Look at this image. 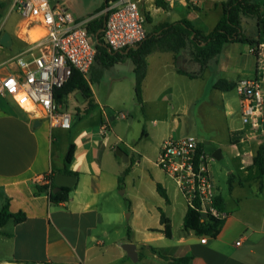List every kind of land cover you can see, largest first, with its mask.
I'll return each mask as SVG.
<instances>
[{"label": "crops", "instance_id": "crops-1", "mask_svg": "<svg viewBox=\"0 0 264 264\" xmlns=\"http://www.w3.org/2000/svg\"><path fill=\"white\" fill-rule=\"evenodd\" d=\"M14 1L10 11H15L19 20L0 15V40L4 33L10 36L7 46L0 44L2 74L17 71L11 61L29 48L33 34H25ZM189 1L190 4L181 0L161 7L162 23L185 18L209 33L222 17L221 3L225 0ZM155 23L156 20L150 23L151 27ZM244 26L249 35L256 34L255 19H247ZM250 49L246 43L225 44L218 63L196 78L179 72L199 68L188 50H182L177 57L163 50L148 55L143 104L137 103L144 120L157 132L146 131V138L155 145V159L131 147L127 162L116 154L117 143H122L117 126L119 119L126 116L121 118L123 113L113 105L122 91L132 88L135 92V67L130 59L103 70L102 79L107 75L109 80L106 99L96 94L90 84L94 109L87 110V101L78 92L59 104L72 116L70 129L52 127L0 94V210L9 200L10 212H23L27 217L19 224L10 220L1 228L0 264H170L151 248L170 259L191 256L190 264H264V174L252 165L264 138L250 142L244 139L246 128L237 89L240 81L254 78L262 65L261 58ZM220 79L235 83V88L215 89L214 83ZM71 99L78 103L74 110H70ZM197 118L207 129L209 142L223 146L226 143H221L219 137L224 134L235 148L242 144L234 155L236 169L228 172V188H221L213 179L216 198L228 214L216 237L200 236L184 228L187 204L173 179L157 165L161 144L195 131ZM104 123L108 132L102 130ZM188 136L196 137L205 148V139L195 134ZM70 145L75 146V152L66 164ZM127 168L130 171L122 190L119 176ZM63 169L75 172L76 182L67 203L52 205L46 194H35L33 184ZM157 184L165 190L168 201L158 192ZM162 212L171 225L170 238L164 233ZM125 243L140 245L137 262L122 248Z\"/></svg>", "mask_w": 264, "mask_h": 264}, {"label": "built area", "instance_id": "built-area-1", "mask_svg": "<svg viewBox=\"0 0 264 264\" xmlns=\"http://www.w3.org/2000/svg\"><path fill=\"white\" fill-rule=\"evenodd\" d=\"M14 9L22 18L25 34L29 36L30 31L33 34L29 48L11 61L17 71L0 73V94L50 126L70 129L72 116L62 111L54 93L64 86L74 69L85 78L90 75L97 55L95 40L87 30L93 18L77 20L66 4H51L49 0H15ZM103 13L107 19L101 31L110 50L135 47L146 38L142 0H109ZM263 48L264 41L251 47V53L261 58L262 65L254 78L240 81L237 87L242 122L250 127L251 139L264 134ZM119 116L125 118L124 114ZM102 130H109L105 123ZM213 161L215 157L196 137L185 136L168 138L161 144L157 165L173 179L188 208L205 218L224 221L228 214L215 204ZM44 181L45 177L39 183Z\"/></svg>", "mask_w": 264, "mask_h": 264}, {"label": "trees", "instance_id": "trees-1", "mask_svg": "<svg viewBox=\"0 0 264 264\" xmlns=\"http://www.w3.org/2000/svg\"><path fill=\"white\" fill-rule=\"evenodd\" d=\"M109 0H105L101 11L105 9ZM159 6L166 8L168 3L164 0H157ZM222 17L215 27L209 32L202 30L188 19H181L176 22H165L155 27L152 32L147 33L146 38L128 49L119 51L110 50L103 40L102 29L107 19V14L102 13L91 19L87 24L89 35L95 40L97 55L95 63L91 68L90 81L85 78L77 69H74L69 80L59 89L55 90L54 100L57 104H62L64 100L73 92H78L83 99L87 101V110L94 109L95 105L91 101L93 97L90 84L99 82L103 76L105 68L112 67L118 62L130 59L134 64L135 72V94L137 102L142 105V83L147 71V57L155 50L170 51L177 57L182 50H188L191 60L197 63L199 68L195 72L179 70L180 73L188 75L190 78L200 76L206 69L218 63L220 54L227 43H246L250 47L257 46L264 41V1L263 0H225L221 3ZM255 19L256 34L249 35L245 29L244 23L247 19ZM236 86L235 83L220 79L214 83V88L222 91H230ZM75 152V146L70 145L65 156V163L72 160ZM253 166L258 167L261 174H264V143L259 147L253 157ZM130 171L127 168L119 177L120 186L124 184V178ZM58 171H52L45 175V181L33 184L36 195L46 194L52 205L67 203L71 188L64 187L60 191L53 193L55 188L54 179ZM59 172L76 175L75 172L67 169ZM157 190L162 197L168 201V196L160 184H157ZM216 205L219 210L223 207L216 198ZM27 219L23 212L12 213L9 210V200L0 210V234L1 228L10 220L15 224L24 222ZM161 222L164 225L166 237L172 236L170 222L161 213ZM223 221L213 220L203 217L197 210L188 208L184 217V228L194 231L200 236L216 237L222 226ZM151 251L160 258L168 260L170 264H190L192 257L183 256L170 259L162 255L157 249L151 248Z\"/></svg>", "mask_w": 264, "mask_h": 264}, {"label": "rangeland", "instance_id": "rangeland-1", "mask_svg": "<svg viewBox=\"0 0 264 264\" xmlns=\"http://www.w3.org/2000/svg\"><path fill=\"white\" fill-rule=\"evenodd\" d=\"M14 0H0V15H2V18L4 19L7 15H11V17L16 16V20H19V16L16 14L15 11H10L12 2ZM51 4H57V3H64L69 8V11L73 14V16L77 20H85L94 18L100 14L103 13L101 11V8L105 2V0H49ZM165 1V0H164ZM181 0H170L168 4L176 5ZM211 2V0H208ZM166 2V1H165ZM189 0H185V3L190 4ZM194 6V5H193ZM168 7V6H167ZM166 7V8H167ZM196 6H194L195 8ZM142 10L144 11L145 17H146V32H150L151 29L154 28V26H159L160 23L163 22L162 19V12L159 10L161 6L158 5L157 0H142ZM164 9V7H163ZM156 20V25L152 26L150 23L154 22ZM90 75L88 76V80L90 81ZM93 91L98 94L101 98L106 99L108 97V90H109V80L106 77H103V79L100 82H93L92 83ZM77 96V95H76ZM76 98V97H75ZM78 101L82 102V98L78 97ZM105 101V100H104ZM77 102L75 99L70 100V110H74V106H77ZM113 108L116 111H121L126 116V119H119V124L117 126V132L118 135L122 139V143H117V148H120L124 153L131 155L132 150L131 148L136 149L139 152H144L153 159L156 158V152H155V145L151 138H146L147 136V130L152 133L157 134V132L154 131L155 128H153V125L146 122L142 116V110L140 106L138 105L136 101V96L134 90L131 88L130 90L122 91L114 100ZM120 113V112H119ZM215 116V114H214ZM217 116V115H216ZM215 116V117H216ZM130 117H134V120L131 122L129 121ZM198 121V127L195 128V131L188 132V135H198L203 140V144L205 145V149L208 153L213 154V152L217 149H222L223 152V158L220 160L215 159L211 163V173L214 181L217 183L218 186L221 188H228L229 182H228V172L232 169H236L237 159H236V153L240 152V148H235V145H232L228 143L227 138L224 134H222L219 137V140L223 146H219L218 144L209 142L208 138H210L208 135L207 129L205 130L204 124L201 122L199 118H197ZM156 128H158L156 126ZM245 133L244 136L246 141L250 142V140H255L256 138H250L249 137V126H244ZM143 131L145 134L143 135ZM160 132V131H159ZM187 135V136H188ZM264 138L263 135H259L257 138ZM177 138V137H174ZM244 143V142H242ZM221 151V150H220ZM143 167V166H142ZM123 173V172H122ZM122 174H120L121 176ZM119 176V177H120ZM251 178V176H250ZM251 184H254V182L250 181ZM130 184V183H129ZM124 184L121 186V189L123 190ZM121 200L123 201V204H125V198L122 195ZM129 213V212H127ZM177 225V224H176Z\"/></svg>", "mask_w": 264, "mask_h": 264}, {"label": "water", "instance_id": "water-1", "mask_svg": "<svg viewBox=\"0 0 264 264\" xmlns=\"http://www.w3.org/2000/svg\"><path fill=\"white\" fill-rule=\"evenodd\" d=\"M257 33V31H256ZM8 41H10V36L7 33H4L1 40H0V44L7 46L8 45ZM37 125L39 124V122H36ZM116 154L118 156H121L124 160V162L128 161V155L124 152H122L120 150V148H117L116 150ZM213 156L215 157V159L220 160L221 158V151L217 150L216 152H214ZM76 182V177L73 175H69V174H65V173H57L54 179V184H55V188L53 189V193H56L58 191H60L62 188L64 187H68V188H72L75 185ZM205 217V215L203 216ZM140 247V245L138 244H133V243H125L122 245V248L126 251L128 257L133 261V262H137L138 261V252L137 249Z\"/></svg>", "mask_w": 264, "mask_h": 264}]
</instances>
